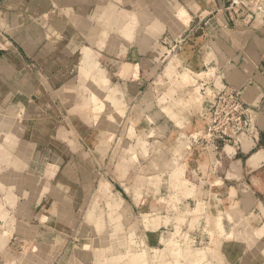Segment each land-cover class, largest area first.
<instances>
[{
    "label": "crops",
    "instance_id": "crops-1",
    "mask_svg": "<svg viewBox=\"0 0 264 264\" xmlns=\"http://www.w3.org/2000/svg\"><path fill=\"white\" fill-rule=\"evenodd\" d=\"M229 1L0 0V264L82 260L63 248L67 214L123 106L125 133L134 117L143 134L123 148L184 166L170 227L186 264H264V13L231 18ZM225 88L249 109L233 144L204 136L207 104ZM165 235L155 231L154 250Z\"/></svg>",
    "mask_w": 264,
    "mask_h": 264
},
{
    "label": "rangeland",
    "instance_id": "rangeland-1",
    "mask_svg": "<svg viewBox=\"0 0 264 264\" xmlns=\"http://www.w3.org/2000/svg\"><path fill=\"white\" fill-rule=\"evenodd\" d=\"M182 78L183 86L192 82L187 74H183ZM194 91L195 93L190 92L192 96L201 93L199 88ZM129 106L131 111L135 108L133 104ZM123 109L125 110L124 106L116 109L118 116L115 118L114 128L112 132L105 134L101 161L94 167L93 173L87 174L81 182L84 196L77 198V203L71 206L72 213L67 214V221H74L75 224L64 234V251L68 255L84 254V259L82 257L78 264H158V254L164 257L163 264H172V260L174 264H186L184 258L187 256V248L172 246L180 232L175 229L172 233L173 228L170 227L172 219H179L175 212L174 202L177 199L173 196L174 192L185 190L189 184L184 166L181 162L178 164L176 158L167 152L158 154L161 158L156 159L157 163L163 160V164L158 165L153 158L157 155L150 154L151 148H142L139 160L135 155L138 149L123 148L122 141L136 139L138 142L143 135H139L138 127H134V117L128 124L131 128L130 135L125 133ZM150 139L153 140L154 136ZM107 144L111 146L108 147ZM128 152H131V162L123 164L122 157L127 156ZM142 158L146 164L144 161L140 162ZM150 158L153 159V167L148 165ZM124 175H127L126 179ZM156 218L163 220L165 227H160L161 223ZM180 218L185 220L184 215ZM155 231H163L166 238H171L160 250L159 247L154 250V246L150 244ZM16 237L11 236V244L16 250L25 253L32 248L29 249V244ZM183 237H186V233ZM195 254L198 257L202 252L196 249ZM194 264L203 262L196 260Z\"/></svg>",
    "mask_w": 264,
    "mask_h": 264
},
{
    "label": "built area",
    "instance_id": "built-area-1",
    "mask_svg": "<svg viewBox=\"0 0 264 264\" xmlns=\"http://www.w3.org/2000/svg\"><path fill=\"white\" fill-rule=\"evenodd\" d=\"M228 15L233 18L264 13V0H230L225 6ZM248 107L241 97L228 88L214 93L207 104L205 134L208 141L236 143L238 137L250 128Z\"/></svg>",
    "mask_w": 264,
    "mask_h": 264
}]
</instances>
